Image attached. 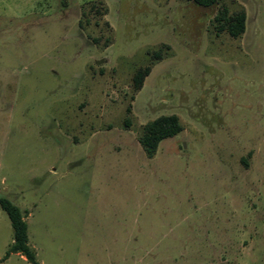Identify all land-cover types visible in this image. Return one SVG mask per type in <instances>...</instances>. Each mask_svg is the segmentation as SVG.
Wrapping results in <instances>:
<instances>
[{"label":"rangeland","instance_id":"obj_1","mask_svg":"<svg viewBox=\"0 0 264 264\" xmlns=\"http://www.w3.org/2000/svg\"><path fill=\"white\" fill-rule=\"evenodd\" d=\"M229 6L240 39L188 0H0V197L40 264H264V0ZM164 115L184 131L148 159ZM12 243L0 208V264H30Z\"/></svg>","mask_w":264,"mask_h":264},{"label":"trees","instance_id":"obj_2","mask_svg":"<svg viewBox=\"0 0 264 264\" xmlns=\"http://www.w3.org/2000/svg\"><path fill=\"white\" fill-rule=\"evenodd\" d=\"M204 8L219 6V12L215 18V29L218 34H227L233 39H240L246 31L247 15L243 8L232 12L229 6L230 0H188ZM104 8V7H103ZM107 9L100 8L93 4L90 13H95L100 17ZM90 13H85L89 17ZM87 25L90 20L87 19ZM99 25V24H98ZM82 26V23H81ZM101 38L94 39L97 45H100ZM111 38L107 37L105 48L110 45ZM148 63L140 67L134 73L132 79V88L134 93L140 91L144 85L145 79L151 74L153 67L164 60L165 53L163 47L156 51H148ZM128 117L125 120V127L132 126L131 116L132 107L129 105L126 109ZM184 131V125L177 115H164L143 125L138 132V142L143 148L148 159H153L158 152L160 144L168 139H172ZM0 208L7 214L13 229V243L9 248L5 258L12 254H21L30 264H40L37 260L36 252L29 245L28 225L25 221L22 210L13 202L5 197H0Z\"/></svg>","mask_w":264,"mask_h":264}]
</instances>
